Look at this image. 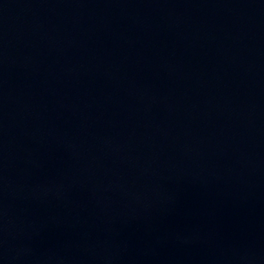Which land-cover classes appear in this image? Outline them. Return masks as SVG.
Instances as JSON below:
<instances>
[{"label": "water", "instance_id": "1", "mask_svg": "<svg viewBox=\"0 0 264 264\" xmlns=\"http://www.w3.org/2000/svg\"><path fill=\"white\" fill-rule=\"evenodd\" d=\"M0 264H264V0H0Z\"/></svg>", "mask_w": 264, "mask_h": 264}]
</instances>
